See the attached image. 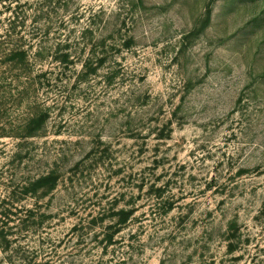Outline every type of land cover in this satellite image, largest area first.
<instances>
[{
  "label": "rangeland",
  "instance_id": "obj_1",
  "mask_svg": "<svg viewBox=\"0 0 264 264\" xmlns=\"http://www.w3.org/2000/svg\"><path fill=\"white\" fill-rule=\"evenodd\" d=\"M0 36L4 122L49 115L0 140V264H264V0H0Z\"/></svg>",
  "mask_w": 264,
  "mask_h": 264
},
{
  "label": "trees",
  "instance_id": "obj_2",
  "mask_svg": "<svg viewBox=\"0 0 264 264\" xmlns=\"http://www.w3.org/2000/svg\"><path fill=\"white\" fill-rule=\"evenodd\" d=\"M2 37L0 36V140L2 138H8L9 135H13L11 137H15L17 139H31L34 138L35 135L40 131L41 127L47 122L48 119V113L41 112L40 114L34 116V114H31V116L28 117L27 121L24 124V128L22 129H15V128H9L8 124L4 122L5 117V111H6V104L7 101H14L16 97H22L26 95L23 92H19L16 97L10 94L8 89L6 88L7 85L11 87L12 84L15 82L20 83L22 82L23 78H25L29 83H32L33 79V73H31L30 66H29V54L26 50H23V48L15 47L10 50H5L4 44L5 42H2ZM131 41V40H130ZM105 41H102L99 44H96L95 47L102 46L105 47ZM129 41L124 42L125 47L130 46ZM96 49V48H95ZM41 55V54H39ZM61 63H69V55L64 54L61 58ZM105 58L102 56L101 58H97L95 64L92 62L91 59H88L84 62L85 72H93L97 71V68L93 69V65H96L95 67H99L101 65H104ZM19 73V74H18ZM11 80V81H9ZM10 94L9 96H7ZM10 97V98H9ZM57 175L55 174H48L45 176H42L36 180L30 181L28 184L24 185L22 187L23 193L26 192V194H32L34 195V192H37L39 190H42L44 188H50L54 189L56 183H57ZM9 200H11V197H9ZM8 199L4 200L9 202ZM7 207V213H10V206L7 205V203H4ZM12 205V204H11ZM31 214V213H30ZM119 226L126 225L134 216L133 210L129 212L122 211L119 214ZM119 232H115L117 234ZM114 234V235H115ZM113 233H109L107 235L108 237V243H113ZM8 242V240H5Z\"/></svg>",
  "mask_w": 264,
  "mask_h": 264
}]
</instances>
